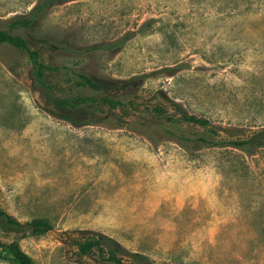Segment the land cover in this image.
I'll list each match as a JSON object with an SVG mask.
<instances>
[{
	"label": "rangeland",
	"instance_id": "rangeland-1",
	"mask_svg": "<svg viewBox=\"0 0 264 264\" xmlns=\"http://www.w3.org/2000/svg\"><path fill=\"white\" fill-rule=\"evenodd\" d=\"M38 1L0 0V29L59 66L39 84L0 42V207L51 227L0 240L32 264H111L78 251L97 234L151 264H264V0H61L9 25Z\"/></svg>",
	"mask_w": 264,
	"mask_h": 264
},
{
	"label": "trees",
	"instance_id": "trees-1",
	"mask_svg": "<svg viewBox=\"0 0 264 264\" xmlns=\"http://www.w3.org/2000/svg\"><path fill=\"white\" fill-rule=\"evenodd\" d=\"M59 1L61 0H39L26 15L16 17L10 21L9 25L11 27H31L34 23H36L42 12H44L49 6L54 5ZM0 42L7 43L17 49H24L27 52L32 64L33 74L39 84L45 83L44 78L47 71L59 70L58 65L46 64L43 60H41L39 51L32 48L29 45V42L19 34L0 29ZM77 76L81 79L83 84L93 89H101L112 85V82L94 79L86 74L79 73ZM88 99L89 98L80 96L54 97L51 99V103L58 108H69L79 106ZM107 101L112 106H115L117 103L116 100L112 101L109 99ZM182 117L186 121L203 127H207L208 125L207 120L194 115H187L183 113ZM198 140L205 141V139L200 138H198ZM229 143L243 146L247 142L245 140H231ZM50 227L51 224L45 218H32L23 222L10 214L4 208L0 207V229L5 232L41 233L45 232ZM0 251L9 255L16 264H32L31 257L22 249L16 240H0ZM78 251L80 254H90L95 251L97 256L102 261H106L111 264H124V258H128L129 260L139 264H151L146 255L125 248L119 240L105 234L93 235L87 237L84 241L79 242Z\"/></svg>",
	"mask_w": 264,
	"mask_h": 264
}]
</instances>
